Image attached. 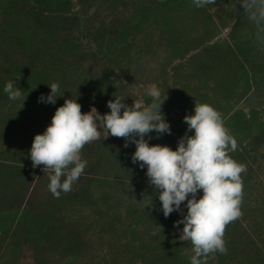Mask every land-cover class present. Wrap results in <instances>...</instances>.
I'll use <instances>...</instances> for the list:
<instances>
[{"label": "rangeland", "instance_id": "rangeland-1", "mask_svg": "<svg viewBox=\"0 0 264 264\" xmlns=\"http://www.w3.org/2000/svg\"><path fill=\"white\" fill-rule=\"evenodd\" d=\"M59 1L0 0V22L23 31L35 12L61 10ZM69 7L78 16L72 41L46 45L28 30L25 57L19 44L0 39V264H191V242L179 238L183 224L176 225L187 213V201L181 211L164 216L146 166L131 159L134 143L125 147L124 138L104 139L100 129V139L82 149L84 172L59 198L48 188L50 170L33 167L30 158L34 136L46 130L65 99H77L82 112L94 106L103 115L115 96L126 97L128 105L140 98L150 103L145 92L153 83L162 98L167 93L162 112L171 133H150L145 137L150 144L175 150L195 102L214 106L236 139L238 147L230 155L247 166L241 174L242 214L226 226L227 253L217 251L206 261L244 264L246 258L250 264L255 246L248 226L258 203L255 184H264V130L238 138L237 111L247 112L249 104L233 83L240 64L250 74L264 75V45L243 58L231 42L229 33L243 11L238 0H216L202 8L193 0H70ZM6 12H14L19 22L7 21ZM76 49L97 57L73 59ZM64 55L62 68L48 67ZM12 64H23L19 80L9 76ZM221 77L228 82L217 90L214 80ZM10 80L21 88L16 100L4 92ZM54 82L59 85L56 103L40 101ZM26 102L33 104L24 110ZM201 195L202 190L197 198ZM14 201L22 209L13 208Z\"/></svg>", "mask_w": 264, "mask_h": 264}, {"label": "clouds", "instance_id": "clouds-1", "mask_svg": "<svg viewBox=\"0 0 264 264\" xmlns=\"http://www.w3.org/2000/svg\"><path fill=\"white\" fill-rule=\"evenodd\" d=\"M215 2L193 0L198 8ZM238 4L257 26V35L264 33V0H238ZM49 86L51 92L47 97L41 95L39 100L55 104L59 85L54 82ZM4 92L10 100L22 95L21 88L12 80L7 82ZM145 95L150 103L140 98L131 105L124 102L126 97L115 96L108 101L110 112L103 115L94 106L82 112L77 99H65L46 130L34 136L30 149L32 165L50 170L48 188L59 198L61 192L71 191L84 172L87 161L82 158V149L100 139V129L104 130V139L109 135L124 138L125 147L134 143L131 159L141 168L146 166L149 183L158 190L164 216L181 211V204L187 201L186 215L176 222L177 226L183 224L179 238L191 242V264H207L210 254L227 253L226 226L242 214L241 174L247 166L230 155L237 149V141L226 128L222 114L209 103L195 102L194 114L184 117L188 130L175 150L168 145L150 144L145 139L150 133L170 134L171 129L162 112L167 93L162 98V90L153 83ZM188 131L193 134L188 135ZM200 190L202 195L197 198Z\"/></svg>", "mask_w": 264, "mask_h": 264}, {"label": "trees", "instance_id": "trees-1", "mask_svg": "<svg viewBox=\"0 0 264 264\" xmlns=\"http://www.w3.org/2000/svg\"><path fill=\"white\" fill-rule=\"evenodd\" d=\"M58 3L61 10L55 13L35 12L30 18V23L25 26L23 31L10 28L7 23L0 22V39L19 44L23 49L25 57L29 56L28 47H24L28 37V30L35 32L46 45H57L60 41L65 42L69 39L72 41L73 32L78 24V16L71 12L69 7L70 0H60ZM5 16L7 21L15 20V22H19L14 12H6ZM257 32V26L248 18L244 11H241L229 33L230 40L237 46V51L241 57L249 58L254 56L261 44L264 45V33L258 36ZM85 54L93 58L97 57L96 52L84 53L76 49L75 52L71 54V58L77 59ZM65 63H67V57L65 55L61 56V58L55 57V59L49 62L48 67L56 71L62 68ZM22 67L23 64H12L8 69L9 76H11V78H17L16 75L21 72ZM251 71L252 73L250 74L248 70H245L240 64L237 69V79H235L233 83V85L237 87V91L240 89L243 90L242 96H240V98L242 97V101L249 104L247 112L243 113V111H237V134L238 138L242 136L240 138L241 141H243L245 136L252 138V134L264 130V75L254 73L253 70ZM224 81L225 83L228 82L223 77L215 78V89L221 90V88L224 87ZM82 91L84 92L86 90ZM230 93L231 92H228V95H230ZM3 98L4 95H0V99ZM34 100L35 99H33V102ZM33 102H26V104L23 105L24 110H27ZM9 104L11 106L13 105L12 103ZM10 105L8 106V112H11L13 109L10 108ZM255 188L258 203L257 206L251 209L253 218L251 224L249 222L248 226L250 229L249 236L254 239L255 246V254L252 256L250 264H264V184L261 181L257 182ZM14 204L16 205L13 208L17 210L22 209L20 202L14 201ZM243 260L244 264H248L246 258ZM32 264L37 263L33 262Z\"/></svg>", "mask_w": 264, "mask_h": 264}]
</instances>
